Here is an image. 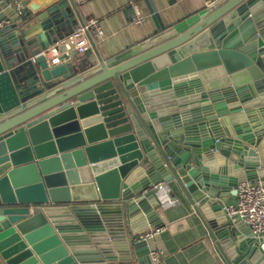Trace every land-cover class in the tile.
Listing matches in <instances>:
<instances>
[{
	"label": "water",
	"instance_id": "water-1",
	"mask_svg": "<svg viewBox=\"0 0 264 264\" xmlns=\"http://www.w3.org/2000/svg\"><path fill=\"white\" fill-rule=\"evenodd\" d=\"M146 1L152 34L86 65L60 44L84 22L75 0H32L22 16L0 0L7 264H152L134 236L162 226L161 182L193 204L226 264H264V236L220 213L240 182H264V0H213L168 24Z\"/></svg>",
	"mask_w": 264,
	"mask_h": 264
},
{
	"label": "crops",
	"instance_id": "crops-1",
	"mask_svg": "<svg viewBox=\"0 0 264 264\" xmlns=\"http://www.w3.org/2000/svg\"><path fill=\"white\" fill-rule=\"evenodd\" d=\"M31 1L28 0V4ZM153 2L167 24L213 4V0H175L173 4H169L168 0H153ZM132 3L136 4L146 16L143 22L132 21V13L128 9ZM148 4L146 0H92L84 4L76 2L82 20L86 21L89 17L98 18L104 28L105 36L94 37L96 49L92 48L89 54L78 53L75 62L86 65L96 63L98 55L109 58L127 46L147 38L155 30ZM167 186L171 202L157 209L164 230L149 241L152 249L162 252V257L152 264H226L217 249L216 241L193 204L174 182L167 183ZM167 192L162 195L167 196ZM236 197L237 194L231 192L226 203L234 202ZM226 203H222V209L220 207L221 214ZM138 234L134 236V240ZM119 263L140 264L135 254ZM0 264H7L1 254Z\"/></svg>",
	"mask_w": 264,
	"mask_h": 264
},
{
	"label": "built area",
	"instance_id": "built-area-1",
	"mask_svg": "<svg viewBox=\"0 0 264 264\" xmlns=\"http://www.w3.org/2000/svg\"><path fill=\"white\" fill-rule=\"evenodd\" d=\"M7 7H11L15 12L22 16L28 6V0H4ZM92 0H75V2L84 4ZM132 21L141 23L146 19V16L140 11L136 4H133ZM11 21L6 20L0 22V28L9 24ZM104 37L105 31L96 17H89L76 30L68 34L60 44L65 48L66 53L76 51L78 53H85L91 48V38ZM55 54L53 63L58 64L61 61L58 59L59 51L56 47L52 48ZM159 195L163 205L171 202V196L168 191L167 183L161 182L152 187ZM237 197L234 202L226 203L223 206V211L227 220L236 224L243 222L248 226L254 238H261L264 236V182L260 179H246L240 182L237 186ZM148 191V190H146ZM166 195H162L163 193ZM161 194V195H160ZM165 197V198H164ZM96 206V203H93ZM164 230L163 226L151 227L136 237V241H149ZM150 246V243H149ZM151 249V257L153 262H158L162 257V252L157 249Z\"/></svg>",
	"mask_w": 264,
	"mask_h": 264
}]
</instances>
